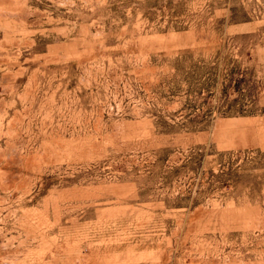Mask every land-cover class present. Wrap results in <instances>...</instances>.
Here are the masks:
<instances>
[{"label":"rangeland","instance_id":"rangeland-1","mask_svg":"<svg viewBox=\"0 0 264 264\" xmlns=\"http://www.w3.org/2000/svg\"><path fill=\"white\" fill-rule=\"evenodd\" d=\"M0 264H264V0H0Z\"/></svg>","mask_w":264,"mask_h":264}]
</instances>
